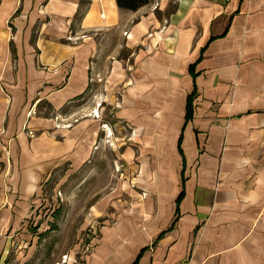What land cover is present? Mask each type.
<instances>
[{"label": "crops", "instance_id": "0c3cea01", "mask_svg": "<svg viewBox=\"0 0 264 264\" xmlns=\"http://www.w3.org/2000/svg\"><path fill=\"white\" fill-rule=\"evenodd\" d=\"M171 1L0 0V264L41 183L96 144L99 86L137 175L85 264H264V0H177L158 19ZM42 102L82 117L60 132Z\"/></svg>", "mask_w": 264, "mask_h": 264}, {"label": "rangeland", "instance_id": "374dc122", "mask_svg": "<svg viewBox=\"0 0 264 264\" xmlns=\"http://www.w3.org/2000/svg\"><path fill=\"white\" fill-rule=\"evenodd\" d=\"M176 2L172 0L162 13L156 10V17L168 18ZM158 7L159 4L154 8ZM127 56L128 52L121 49L118 58ZM104 90L109 93L107 88ZM102 91L100 86L96 89L99 98L94 104L98 107L90 113L99 119L101 133L88 159L77 166L64 163L41 183L34 198L33 214L14 234L16 240L9 242L3 264H85L100 231L115 223V204L131 202L128 191L135 190L136 161H127L124 152L130 149L137 155L131 141L133 131L117 120L116 90L110 92L111 99L108 93L103 98ZM104 101V110L99 113L98 104ZM64 109L63 114L56 115L48 103L42 102L40 115L51 121L63 117L58 128L62 129L60 132L68 131L82 116L72 112L70 106Z\"/></svg>", "mask_w": 264, "mask_h": 264}, {"label": "trees", "instance_id": "16d2710c", "mask_svg": "<svg viewBox=\"0 0 264 264\" xmlns=\"http://www.w3.org/2000/svg\"><path fill=\"white\" fill-rule=\"evenodd\" d=\"M149 0H116L117 7L120 10L136 12L146 6ZM190 113V108L188 109Z\"/></svg>", "mask_w": 264, "mask_h": 264}, {"label": "built area", "instance_id": "2783aa9c", "mask_svg": "<svg viewBox=\"0 0 264 264\" xmlns=\"http://www.w3.org/2000/svg\"><path fill=\"white\" fill-rule=\"evenodd\" d=\"M141 195H142L143 197H146L147 194H146V193H142Z\"/></svg>", "mask_w": 264, "mask_h": 264}]
</instances>
